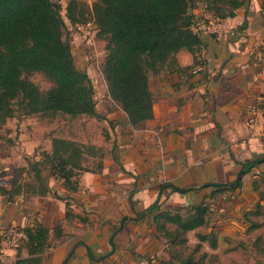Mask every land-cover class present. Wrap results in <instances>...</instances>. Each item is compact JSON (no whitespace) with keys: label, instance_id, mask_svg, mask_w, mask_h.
Returning <instances> with one entry per match:
<instances>
[{"label":"crops","instance_id":"obj_1","mask_svg":"<svg viewBox=\"0 0 264 264\" xmlns=\"http://www.w3.org/2000/svg\"><path fill=\"white\" fill-rule=\"evenodd\" d=\"M58 2L65 7L66 0ZM263 10L264 0H246L230 18L233 35L198 34L194 52L181 49L150 74L153 117L140 126L128 123L108 91L106 111L96 105L102 118L32 115L0 126V224L24 231L0 264H167L156 212H145L155 202L182 214L209 204L207 224L187 233L188 245L197 242L195 232L216 237L215 248L202 242L204 264H233L236 254L255 251L264 229V138L251 132L246 116L264 94ZM203 11L201 5L189 10ZM72 53L84 68L80 50ZM53 137L94 145L102 156L87 155L76 191L43 169L49 191L28 193V164L51 152ZM252 160L257 163L238 177ZM15 177L20 191L11 196ZM238 180L235 189L212 194L213 184ZM165 184L177 190L161 189Z\"/></svg>","mask_w":264,"mask_h":264},{"label":"trees","instance_id":"obj_2","mask_svg":"<svg viewBox=\"0 0 264 264\" xmlns=\"http://www.w3.org/2000/svg\"><path fill=\"white\" fill-rule=\"evenodd\" d=\"M246 0H92L89 9L82 0H66L65 17L58 0H0V126L10 118L57 114L102 118L96 111L94 87L86 70L75 63L72 46L65 38L66 20L76 23L93 20L95 37L104 42L102 75L109 98L119 104L128 123L140 126L153 117V94L149 75L163 68L181 49L191 52L200 44L191 26L196 15L190 9L201 5L214 16L231 18ZM39 73L50 84L41 89L29 76ZM51 152H41V160L29 162L32 181L24 184L31 194L49 191L42 170L76 191L77 176L88 170L87 155L102 156L100 148L75 140L53 137ZM242 164V174L254 166ZM101 162L97 163V168ZM1 176V175H0ZM1 178V177H0ZM1 181V180H0ZM10 195L20 191L14 186ZM240 180L213 184L212 194L232 190ZM176 187L165 184L160 188ZM186 191V190H181ZM5 190L0 187V193ZM209 204L193 205L182 214L161 211L157 202L145 212H156L154 222L165 239L167 264H204L208 254L202 242L216 247L212 232H195L197 242L188 245L187 233L207 224ZM172 225L168 227L167 225ZM257 237L253 246L261 252Z\"/></svg>","mask_w":264,"mask_h":264},{"label":"built area","instance_id":"obj_3","mask_svg":"<svg viewBox=\"0 0 264 264\" xmlns=\"http://www.w3.org/2000/svg\"><path fill=\"white\" fill-rule=\"evenodd\" d=\"M72 28L84 45L91 49L89 54L91 60H94L97 53L93 47L96 41V29L93 20L76 23ZM234 29L230 18L214 16L207 11H203V13L198 15L191 26L192 32L196 35L206 33L217 38H227L233 35ZM262 46L264 48V41L262 42ZM246 122L255 136L264 138V94L261 97L260 104L248 111ZM23 236L24 231L20 226L15 224H0V261L6 258L9 251L18 247Z\"/></svg>","mask_w":264,"mask_h":264},{"label":"rangeland","instance_id":"obj_4","mask_svg":"<svg viewBox=\"0 0 264 264\" xmlns=\"http://www.w3.org/2000/svg\"><path fill=\"white\" fill-rule=\"evenodd\" d=\"M86 6L87 9L90 8L91 4H92V0H82ZM65 7L62 5L61 7V14L63 17H65ZM74 30L72 28V26L69 29H65V38L69 40L74 52H77L78 50H80L82 57L85 59V66L84 70H86L87 74L90 77V80L93 84L94 87V92H95V101H96V105L98 104L99 106H101V112H105L107 107H108V103H107V87H106V82L105 79L102 75V61H103V57H104V42L100 39H98L97 37L95 38V45L93 46L97 56L94 60H91L90 57V48H87L84 43L82 42V40L77 41V38H74ZM79 37V36H78ZM75 47L79 48V49H75ZM29 78L34 81L41 89L45 90L49 87V83L43 78V76L39 73H34L31 74L29 76ZM40 116V115H38ZM42 119H50V118H57L59 121H61V119L65 118L64 115L62 114H57L54 117L51 116H40ZM44 173L46 174L45 170H43ZM26 178H29V181H32V179L30 178L29 175H25ZM264 224V223H263ZM261 240L264 241V229L260 235ZM192 246V245H190ZM260 248H261V252L257 253L255 251H251V252H246L245 254H236L233 257V264H264V243H260ZM227 257H224V261L226 260ZM223 262V261H222Z\"/></svg>","mask_w":264,"mask_h":264},{"label":"water","instance_id":"obj_5","mask_svg":"<svg viewBox=\"0 0 264 264\" xmlns=\"http://www.w3.org/2000/svg\"><path fill=\"white\" fill-rule=\"evenodd\" d=\"M240 173H241V171L239 172V175H238V177L240 176ZM238 179V178H237Z\"/></svg>","mask_w":264,"mask_h":264}]
</instances>
